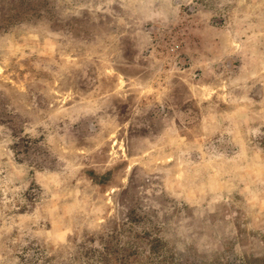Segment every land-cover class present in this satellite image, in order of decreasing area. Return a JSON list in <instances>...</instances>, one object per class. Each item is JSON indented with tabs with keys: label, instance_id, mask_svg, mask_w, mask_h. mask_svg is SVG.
Instances as JSON below:
<instances>
[{
	"label": "rangeland",
	"instance_id": "1",
	"mask_svg": "<svg viewBox=\"0 0 264 264\" xmlns=\"http://www.w3.org/2000/svg\"><path fill=\"white\" fill-rule=\"evenodd\" d=\"M195 18L227 28L244 46L232 64L244 65L245 77L264 79V0H0V77L43 100L36 116L15 118L14 131L6 121L1 132L3 144L37 123L21 134V180L2 184L15 195L3 198L0 264H264V179L253 182L251 172L253 157L264 161V117L250 119L255 148L243 149L236 134L237 148L213 161L211 179L224 183L212 191L200 178L191 181L199 190L174 188V166L153 157L120 161L125 146L116 135L104 149L109 161H91L87 146L108 138L115 119L99 118L97 138L79 143L84 161H64V120L80 122L64 119L58 100L64 74L76 79L79 71L64 57L76 61L92 51L104 61L119 47L143 48L150 40L166 61L183 64L178 51ZM257 104L264 108V100ZM76 139L69 137V146Z\"/></svg>",
	"mask_w": 264,
	"mask_h": 264
},
{
	"label": "crops",
	"instance_id": "2",
	"mask_svg": "<svg viewBox=\"0 0 264 264\" xmlns=\"http://www.w3.org/2000/svg\"><path fill=\"white\" fill-rule=\"evenodd\" d=\"M198 22L197 18L192 20L191 32L184 37L185 44L178 51L184 55L183 64L166 61L150 40L143 48L119 47L104 61L94 55L90 57L92 51L73 56L76 61L64 57L66 67L75 64L79 71L76 79L64 74V99L58 100H64V119H80L77 125L64 120V132L68 135L64 136V143L68 145L64 149V161H84L85 156L78 145L86 139L97 138L102 128L98 125L99 118L115 119V122L108 130V138L87 146L91 161H109V154L104 153V149L109 142H114L113 135H116L118 144L125 146L126 157L120 161H129L133 157L150 161L153 157L157 164H172L175 168L174 188L180 185L182 189L189 186L199 190L198 183L191 181L200 178L201 185L206 183L212 191L219 183H213L211 179L218 169L213 161H224L230 146L237 148L233 135H241L243 149L255 148L251 134L257 129L250 125V119L254 115L264 117V108L257 104L264 100V79H256L259 73L245 77L246 67L232 64L231 60L235 58L232 55L239 56V48L244 46L233 40L227 28L214 29L208 26V21ZM28 87H23L25 91H22L13 79H8L6 84L0 77L1 137L4 122L8 121L5 124L14 131L15 118L36 116L38 103L43 100L41 97L38 100V94L31 93ZM36 126L37 123L28 126L3 144L0 139V215L5 213L3 198L15 195L14 188L2 187L6 183L15 187V182L21 180L20 152L25 146L21 134H30ZM75 134L77 139L69 146V137ZM29 155L36 157L35 150ZM156 156L161 159L156 160ZM256 158L252 159L251 172L253 182L261 183L264 161L259 156ZM182 165L188 170L181 169ZM203 167L206 170L199 177ZM180 173L185 177L191 175L193 179L184 182ZM66 232L64 228V234Z\"/></svg>",
	"mask_w": 264,
	"mask_h": 264
},
{
	"label": "built area",
	"instance_id": "3",
	"mask_svg": "<svg viewBox=\"0 0 264 264\" xmlns=\"http://www.w3.org/2000/svg\"><path fill=\"white\" fill-rule=\"evenodd\" d=\"M179 47V45L175 44L171 47V51H175L177 48Z\"/></svg>",
	"mask_w": 264,
	"mask_h": 264
}]
</instances>
